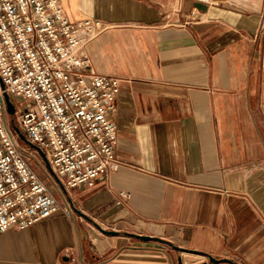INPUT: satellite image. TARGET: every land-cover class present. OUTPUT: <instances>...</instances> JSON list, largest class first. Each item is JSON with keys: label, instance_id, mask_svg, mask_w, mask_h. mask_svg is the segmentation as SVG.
<instances>
[{"label": "crops", "instance_id": "crops-1", "mask_svg": "<svg viewBox=\"0 0 264 264\" xmlns=\"http://www.w3.org/2000/svg\"><path fill=\"white\" fill-rule=\"evenodd\" d=\"M62 4L113 25L89 71L120 79L123 165L68 196L122 233L58 212L1 233L0 264H264V0Z\"/></svg>", "mask_w": 264, "mask_h": 264}, {"label": "built area", "instance_id": "built-area-1", "mask_svg": "<svg viewBox=\"0 0 264 264\" xmlns=\"http://www.w3.org/2000/svg\"><path fill=\"white\" fill-rule=\"evenodd\" d=\"M111 27L91 16L72 20L62 0H0V234L74 212L30 164L5 93L14 98L17 125L46 152L67 190L92 187L123 165L114 117L120 79L89 71V44Z\"/></svg>", "mask_w": 264, "mask_h": 264}, {"label": "water", "instance_id": "water-1", "mask_svg": "<svg viewBox=\"0 0 264 264\" xmlns=\"http://www.w3.org/2000/svg\"><path fill=\"white\" fill-rule=\"evenodd\" d=\"M0 82L3 85L2 79L0 77ZM4 86V85H3ZM4 98L7 104V111L9 112L10 116H14L15 112H16V106L14 101L11 99L10 95L8 93L4 94ZM12 126L13 128L16 130V132L19 134L20 139L25 142L27 145H29L31 148L37 150L40 155L43 157V159L45 160L46 166L47 168L51 171L52 174H54L56 176V178L58 179V181L60 182L61 186L63 187L64 192H67V189L65 188L64 184L62 183V181L60 180V178L55 174L49 159L47 157L46 152L39 147L38 145H36L35 143L31 142L26 136L25 134L22 132V130L20 129V127L17 125V123H15V119H12ZM71 205L73 206V209L79 213L81 216L85 217L86 219H88L89 221H91L98 229H100L103 233L107 234V235H119L122 232L118 231V230H113V229H107L104 228L100 223H98L97 221H95L91 216H89L88 214H86L85 212H83L82 210H80L79 208H77L73 202L71 200H69ZM124 234L128 235V236H133V237H137L143 240H157L159 239L158 237H153L150 235H145V234H138L135 232H128L125 231L123 232ZM170 244L174 247H176L178 250H181V248L179 246H175L172 242H170ZM209 258L211 261L213 262H217L220 261L216 258H214L213 256L209 255ZM179 263H181V261L179 260Z\"/></svg>", "mask_w": 264, "mask_h": 264}, {"label": "rangeland", "instance_id": "rangeland-1", "mask_svg": "<svg viewBox=\"0 0 264 264\" xmlns=\"http://www.w3.org/2000/svg\"><path fill=\"white\" fill-rule=\"evenodd\" d=\"M13 98V97H12ZM14 100V98H13ZM17 106L23 103V100L21 98L16 99ZM11 118V125H12V119H15V123H17L16 115L10 116ZM21 144L26 147L28 151L31 152V156L29 157V162L32 165L33 168L43 177H45L48 185L53 190V193L55 196L59 199L61 204H66L67 201H69V190L67 192H64L63 187L61 186L60 182L56 178L54 174L51 173L52 177H48L46 174V163L43 157L40 155L39 152H36L35 149L31 148L29 145H27L25 142L21 141ZM48 169V168H47ZM48 177V178H47ZM59 183V186L58 184ZM70 202V201H69Z\"/></svg>", "mask_w": 264, "mask_h": 264}]
</instances>
